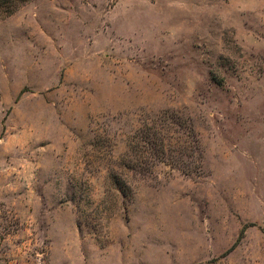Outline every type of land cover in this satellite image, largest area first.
I'll return each mask as SVG.
<instances>
[{
    "label": "rangeland",
    "instance_id": "rangeland-1",
    "mask_svg": "<svg viewBox=\"0 0 264 264\" xmlns=\"http://www.w3.org/2000/svg\"><path fill=\"white\" fill-rule=\"evenodd\" d=\"M0 264H264V0L0 10Z\"/></svg>",
    "mask_w": 264,
    "mask_h": 264
},
{
    "label": "trees",
    "instance_id": "trees-1",
    "mask_svg": "<svg viewBox=\"0 0 264 264\" xmlns=\"http://www.w3.org/2000/svg\"><path fill=\"white\" fill-rule=\"evenodd\" d=\"M28 0H0V10L4 11L5 14H13L20 5H23Z\"/></svg>",
    "mask_w": 264,
    "mask_h": 264
}]
</instances>
